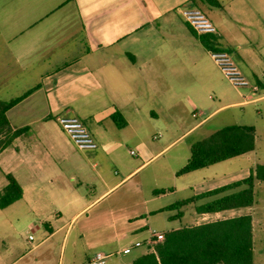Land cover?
I'll use <instances>...</instances> for the list:
<instances>
[{"label": "crops", "instance_id": "crops-1", "mask_svg": "<svg viewBox=\"0 0 264 264\" xmlns=\"http://www.w3.org/2000/svg\"><path fill=\"white\" fill-rule=\"evenodd\" d=\"M215 1L216 5H204V12L217 27V32L210 34L195 33L180 16V7L195 6L191 0H5L0 4V15L5 18L22 10L33 17L24 28L9 35L8 43L18 40L11 49L19 67H42L35 79L36 88L23 100L28 98V105L41 103L43 107L35 129L31 126L35 122L11 125L8 118L12 129L27 128L0 150V190L7 182L5 173H11L22 188L20 199L0 208L1 224L12 225L14 214L23 206L28 211V227L38 221L45 228L39 242L19 253L14 252L13 242L0 237V264H52L50 256L57 241L58 264H87L96 252L107 255L105 264H132L136 257L153 250L155 233L244 214L251 215L253 237V216L241 210L245 206L215 212L196 210V205L212 196L174 209L167 206L247 177L256 164H264L255 141L250 151L186 172L191 175L181 187L188 193L182 198L163 201L176 194L175 185L164 187L165 192L158 194L152 189L146 195L141 178L134 179L140 167L181 135L203 126L220 109L239 106L244 114L250 111L246 106L264 100V0ZM25 32L27 36L21 38ZM65 38L72 42L62 46ZM209 49L231 53L259 89L253 92L232 86L212 61ZM228 83L240 98L230 96ZM208 98L214 109L203 116L199 107L203 108ZM183 104L199 120L159 150L145 144L149 120H156L167 130ZM256 110L260 114V107ZM59 114H73L84 123L86 119L93 123L90 132L97 147L82 151H94L98 156V148L132 143L128 154L135 156L133 166L128 165L123 176L111 183L108 157L96 168L88 153L71 151L68 143L72 147L74 144L55 120ZM107 117L120 130L114 142L102 123ZM51 120L57 131L48 125ZM157 136L160 133L152 137ZM251 153L252 160L247 157ZM2 161L10 165L6 170ZM89 165L101 186L93 198L76 189L89 182ZM260 181L254 180L253 189ZM122 183H128L124 192L110 197L114 187ZM55 201L71 211L65 221L62 207H52ZM117 201L122 203L117 206ZM155 213L161 216L160 228L150 224ZM71 232V250L81 248L80 258L76 260L72 252L63 260Z\"/></svg>", "mask_w": 264, "mask_h": 264}, {"label": "rangeland", "instance_id": "rangeland-1", "mask_svg": "<svg viewBox=\"0 0 264 264\" xmlns=\"http://www.w3.org/2000/svg\"><path fill=\"white\" fill-rule=\"evenodd\" d=\"M4 1L5 0H0V4H3ZM15 4L17 5V3ZM32 18L33 17H31L30 13H27L25 10L14 12L12 18H5L0 15V28L2 30L0 36V101L2 102L12 99L35 86V79L38 78V73L40 72V69H42V67L36 65L28 66L26 69L19 67L15 62V57L13 56L11 49V46L15 42H18V40L8 43L9 35L20 28H24L31 22ZM26 36L27 32L23 33L21 38ZM71 42V39L65 38L62 40V46H66L68 43L71 44ZM226 88L230 96H234L233 99L240 98L235 89L229 83ZM28 101L27 98L25 101L23 100L20 103H17L7 111V116L11 120V125L23 124V122H35L31 124L33 129L39 125L40 121L38 122L37 118L43 110L42 104H35V107H33L32 105H28ZM202 105L203 108H199L204 111L205 114L203 116L207 115L214 109V104L210 102L209 98L208 100L206 99V103ZM258 107L261 109L260 114L257 113L256 110ZM245 108L250 109V111L244 114H242V110L239 106L222 108L210 117L203 126L191 130L184 135L181 134L200 118H193L190 115L189 108L184 104L179 108L175 122L172 121L171 126L167 130H164L156 120L150 119L145 125V135L143 138L145 139V144L153 146L154 150L161 149L175 137L181 136L173 145H170L161 151L153 160L145 163L137 170L138 173L134 176V179L141 178V182L145 187V194L150 195L152 189L172 187L174 185L178 188L176 194H174V196H166L163 201L166 198H172L171 200H174V198H182L185 194H188L187 188L182 190L181 187L185 186L186 182H188L186 177L191 174H180V177L175 175L185 163L186 156L189 152V144L196 140L203 139L211 133V130H217L226 124L236 123L253 125L255 129L254 141L258 151V157L260 161L264 162V100L257 102L253 106H246ZM86 120L85 124L87 128L92 130L93 123L89 119ZM102 123L106 128V134H108L110 139L114 142V138H117L116 135L120 133V130L115 128L113 122H111L108 117L104 119ZM48 125L51 128L53 127L54 131H57L55 122H52V120L48 121ZM157 133H160V136L153 138L152 136ZM62 142H64V138H62ZM68 145L70 146L69 149L71 151L73 150L77 155H80L82 152L88 153L90 162H96V168L102 166L104 163L103 160L108 157L106 162L108 164L109 176L112 177L111 183L117 182L125 173L126 167L128 165L133 166V161H136L134 155L128 154V149L133 148L132 143H128L127 146L122 147L119 145H112L105 146L103 149L98 148L100 151L98 156L94 155V151H80L75 146L72 147L69 143ZM247 155V157H249L248 159L252 160L253 153ZM8 163L10 164V162ZM2 166L6 170L7 166L10 165L7 164V161H2ZM67 170L73 171V169L70 168ZM86 171L90 176L89 182L78 185L76 189L79 193L85 194L89 196V198H93L101 190V186L95 175V170H93L91 165L88 166ZM2 173L3 172L0 171V187ZM78 179L79 178L74 181L76 182ZM127 186L128 183H122L115 186L109 196H117L121 192H124ZM253 190L254 203L250 207L245 206L241 208V210L245 213H250L253 216V263L264 264V181L255 184ZM54 203L55 204H52V207H62L64 221L68 219L71 211L67 209L66 206H63L61 201H55ZM121 203V201H117L116 205L119 206ZM27 212L28 211H25L23 206H20L17 213H15L12 218L14 220L12 221V225H8V223L1 224L2 218L0 216V237H3L7 242H13L15 253L23 252L30 248L34 243L39 242L42 238V231L45 229L38 221L30 223V227H28V219L25 218ZM16 218L18 220H16ZM160 222L161 216L159 213H155L151 216L150 224L160 228ZM36 225H38L39 228H36ZM28 234L33 236V240H29ZM72 235L73 232H71V236H69L65 245L63 260H66L72 252L76 256V260L80 258L79 255L81 248L74 247V250H71ZM57 242L54 245L50 256L52 264H58L59 261L61 262L60 243ZM1 243L0 238V247H2ZM10 251L12 252V250Z\"/></svg>", "mask_w": 264, "mask_h": 264}, {"label": "trees", "instance_id": "trees-1", "mask_svg": "<svg viewBox=\"0 0 264 264\" xmlns=\"http://www.w3.org/2000/svg\"><path fill=\"white\" fill-rule=\"evenodd\" d=\"M204 11V5H216L215 0H191ZM36 85L22 94L0 101V150L9 146L14 137L27 126L12 129L7 111L27 97ZM117 121V114H113ZM121 125V123H118ZM254 127L247 124H226L203 139L194 141L186 163L177 175L243 154L254 148ZM6 184L0 190V208L22 197V188L11 173H5ZM264 181V164H256L250 174L240 180L213 188L187 199L176 201L167 208H178L188 202L212 196L195 206L199 212H215L227 208L250 206L254 201V180ZM164 188L153 193H163ZM225 192V193H224ZM223 193V194H221ZM132 264H253L251 215L204 222L168 230L156 241L153 250L136 257Z\"/></svg>", "mask_w": 264, "mask_h": 264}, {"label": "built area", "instance_id": "built-area-1", "mask_svg": "<svg viewBox=\"0 0 264 264\" xmlns=\"http://www.w3.org/2000/svg\"><path fill=\"white\" fill-rule=\"evenodd\" d=\"M178 12L187 25L197 34L216 33L217 27L209 16L199 7L184 6ZM209 55L223 76L234 87H245L256 92L259 87L251 82L237 65L231 53L222 49H209ZM61 130L67 135L74 146L80 150H92L97 147V141L86 124L76 115L59 114L55 118ZM130 153L134 154L131 150ZM32 239V235H28ZM156 241L163 239L162 233H155ZM128 251V248H123ZM107 255L96 252L87 264H105Z\"/></svg>", "mask_w": 264, "mask_h": 264}]
</instances>
